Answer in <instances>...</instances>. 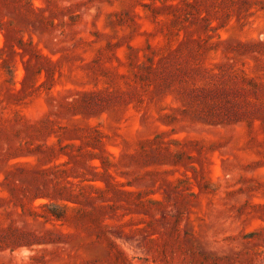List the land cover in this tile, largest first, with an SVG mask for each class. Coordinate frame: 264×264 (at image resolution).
<instances>
[{"label":"rangeland","instance_id":"374dc122","mask_svg":"<svg viewBox=\"0 0 264 264\" xmlns=\"http://www.w3.org/2000/svg\"><path fill=\"white\" fill-rule=\"evenodd\" d=\"M0 264H264V0H0Z\"/></svg>","mask_w":264,"mask_h":264}]
</instances>
